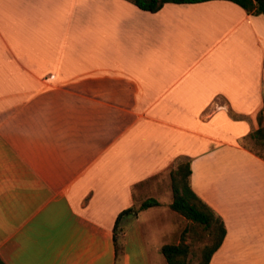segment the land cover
Masks as SVG:
<instances>
[{"label": "crops", "instance_id": "crops-1", "mask_svg": "<svg viewBox=\"0 0 264 264\" xmlns=\"http://www.w3.org/2000/svg\"><path fill=\"white\" fill-rule=\"evenodd\" d=\"M143 64L149 83L128 74ZM259 113L262 15L225 1L149 13L126 0H0V260L113 264L116 215L188 161L192 192L225 230L208 264H264V160L239 144ZM218 159L252 169L225 184Z\"/></svg>", "mask_w": 264, "mask_h": 264}, {"label": "rangeland", "instance_id": "rangeland-1", "mask_svg": "<svg viewBox=\"0 0 264 264\" xmlns=\"http://www.w3.org/2000/svg\"><path fill=\"white\" fill-rule=\"evenodd\" d=\"M264 18V16H263ZM96 42L103 41L102 39H95ZM87 54V50H86ZM85 54V55H86ZM84 57L83 65L89 63ZM92 59V58H90ZM149 59L150 58H145ZM150 68L149 65H138L136 67H130L128 69V74L131 76H136L140 80L145 83H149L150 78ZM146 78V80H145ZM259 116L260 123L257 124L256 118ZM254 128L250 133L254 132L257 128H264V113H259L254 118ZM249 133V134H250ZM248 134V135H249ZM245 136L240 139L239 144L247 149L250 153L257 156L258 158L264 160V142H257L251 140L249 136ZM176 164L173 167H170L167 171H164L157 177V190L155 193H151L154 196V199L157 201L158 205L155 208L149 209L147 211H139L137 213V217L139 221L137 223L138 226V234L137 237L135 234L128 232L126 238H123V252L128 255L130 264H140L144 261V264H166L163 257L159 252V248L162 245H178L183 244L186 247V255H185V264H198L200 261L201 251L205 246L210 245V235L209 230L203 228L201 225L193 223L184 219L182 216L177 213L171 211L169 209V204L172 200L171 189H170V179L169 172L175 169ZM213 167L219 168L221 172H226L227 170V179H225V184H229V180L231 179L230 169L235 174V179H231L233 182V186H238V181L236 179V175L243 172L245 170L248 172L249 169H252L251 166H243L234 165L232 166V162L225 164L222 161H216L213 163ZM225 170V171H223ZM242 170V171H240ZM244 171V172H245ZM236 172V173H235ZM247 176V175H246ZM208 178V175L207 177ZM244 183L246 184L247 177H245ZM262 182V179H258L256 176H252V184L255 181ZM221 181H217V178H212L211 185H222L224 184ZM261 184V183H260ZM262 185V184H261ZM152 191V190H151ZM145 194L144 197H141L139 200H135V204L132 208H136L140 200H144L148 196ZM133 218L131 216L126 217L124 222L122 223V227L125 231H129L132 226ZM124 242L126 243L124 246ZM142 253V254H141Z\"/></svg>", "mask_w": 264, "mask_h": 264}, {"label": "trees", "instance_id": "trees-1", "mask_svg": "<svg viewBox=\"0 0 264 264\" xmlns=\"http://www.w3.org/2000/svg\"><path fill=\"white\" fill-rule=\"evenodd\" d=\"M137 9L155 13L164 4H198L209 1L230 2L245 13L250 15L264 16V0L253 2L252 0H126ZM259 125V116L256 118ZM249 138L257 142H264V128H257L250 133ZM190 167L189 162L179 163L174 170L169 172L170 189L172 200L169 209L184 219L201 225L209 230L210 245L205 246L201 251L198 264H208L211 255L220 245L224 237V227L221 219L203 203L191 190L189 185ZM158 203L152 198H147L140 202L136 208H128L120 211L114 220L111 230V243L113 250V264H121L123 252V234L125 229L122 227L123 218L131 216L134 218L139 211L157 206ZM159 252L166 264H185L186 247L183 244L162 245ZM0 264H4L0 260Z\"/></svg>", "mask_w": 264, "mask_h": 264}, {"label": "water", "instance_id": "water-1", "mask_svg": "<svg viewBox=\"0 0 264 264\" xmlns=\"http://www.w3.org/2000/svg\"><path fill=\"white\" fill-rule=\"evenodd\" d=\"M253 2H258V1H262V0H252Z\"/></svg>", "mask_w": 264, "mask_h": 264}]
</instances>
